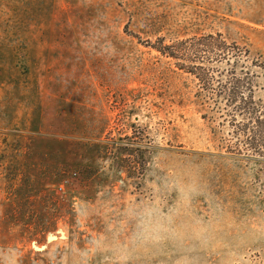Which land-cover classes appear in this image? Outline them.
<instances>
[{
  "label": "rangeland",
  "instance_id": "rangeland-1",
  "mask_svg": "<svg viewBox=\"0 0 264 264\" xmlns=\"http://www.w3.org/2000/svg\"><path fill=\"white\" fill-rule=\"evenodd\" d=\"M217 32L264 64V0H0V264H264V165L157 48Z\"/></svg>",
  "mask_w": 264,
  "mask_h": 264
},
{
  "label": "trees",
  "instance_id": "trees-1",
  "mask_svg": "<svg viewBox=\"0 0 264 264\" xmlns=\"http://www.w3.org/2000/svg\"><path fill=\"white\" fill-rule=\"evenodd\" d=\"M159 42L157 48L163 55L177 59L182 70L199 80V93L215 115L223 118L220 124L231 127L229 151L256 156L264 165V103L256 97L258 74L253 70L264 64L252 61L250 65L249 49L229 42L220 32L175 44Z\"/></svg>",
  "mask_w": 264,
  "mask_h": 264
}]
</instances>
